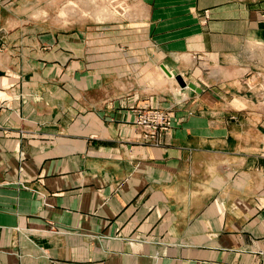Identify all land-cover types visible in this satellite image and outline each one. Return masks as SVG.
<instances>
[{
	"label": "crops",
	"instance_id": "1",
	"mask_svg": "<svg viewBox=\"0 0 264 264\" xmlns=\"http://www.w3.org/2000/svg\"><path fill=\"white\" fill-rule=\"evenodd\" d=\"M147 9L101 51L43 50L0 6V264H264V0Z\"/></svg>",
	"mask_w": 264,
	"mask_h": 264
},
{
	"label": "rangeland",
	"instance_id": "2",
	"mask_svg": "<svg viewBox=\"0 0 264 264\" xmlns=\"http://www.w3.org/2000/svg\"><path fill=\"white\" fill-rule=\"evenodd\" d=\"M150 0H0L1 9L4 10V18L8 19L10 30L20 24H26V29L32 28L34 22L42 31V35L57 34L55 44L43 42V50H54L58 47L64 49L62 42L64 37L73 36L76 33H88V42L92 50L101 51V42L113 40L115 31L122 33L117 36H129L130 31L143 26V20L148 13ZM116 26V27H115ZM117 33V32H116ZM118 33V34H119ZM62 40V41H61ZM125 40H123L124 42ZM77 43V42H75ZM104 44V43H103ZM148 109H160L158 107H139L136 115ZM168 113L172 126L159 130L154 137L144 139L155 144L160 142V135L167 134L173 128V116ZM136 120V117H135ZM137 124V123H136ZM139 125V124H138ZM140 126V125H139ZM143 130L142 126H140ZM50 232L60 233V228L53 226Z\"/></svg>",
	"mask_w": 264,
	"mask_h": 264
},
{
	"label": "built area",
	"instance_id": "3",
	"mask_svg": "<svg viewBox=\"0 0 264 264\" xmlns=\"http://www.w3.org/2000/svg\"><path fill=\"white\" fill-rule=\"evenodd\" d=\"M135 122L143 127L147 139L154 137L159 130L168 129L172 122L168 113L160 109H148L137 114Z\"/></svg>",
	"mask_w": 264,
	"mask_h": 264
},
{
	"label": "water",
	"instance_id": "4",
	"mask_svg": "<svg viewBox=\"0 0 264 264\" xmlns=\"http://www.w3.org/2000/svg\"><path fill=\"white\" fill-rule=\"evenodd\" d=\"M174 73L176 75L177 81L179 82V84L181 86H183V87H190V88L195 89V90L198 89V87H197V85L195 83H193V82H187L181 75L176 74V72H174Z\"/></svg>",
	"mask_w": 264,
	"mask_h": 264
},
{
	"label": "bare ground",
	"instance_id": "5",
	"mask_svg": "<svg viewBox=\"0 0 264 264\" xmlns=\"http://www.w3.org/2000/svg\"><path fill=\"white\" fill-rule=\"evenodd\" d=\"M166 71L170 74L169 70L167 68H165ZM175 72V71H174ZM175 74V73H174ZM177 74V73H176ZM175 78H176V75H175ZM177 80V79H176Z\"/></svg>",
	"mask_w": 264,
	"mask_h": 264
}]
</instances>
